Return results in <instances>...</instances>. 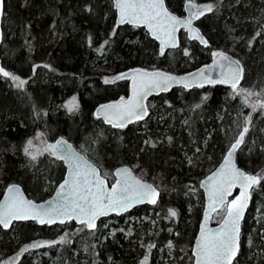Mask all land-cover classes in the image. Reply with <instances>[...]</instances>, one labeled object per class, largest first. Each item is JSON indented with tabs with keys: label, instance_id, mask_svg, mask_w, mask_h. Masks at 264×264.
I'll use <instances>...</instances> for the list:
<instances>
[{
	"label": "trees",
	"instance_id": "1",
	"mask_svg": "<svg viewBox=\"0 0 264 264\" xmlns=\"http://www.w3.org/2000/svg\"><path fill=\"white\" fill-rule=\"evenodd\" d=\"M111 1L5 0L2 63L7 71L26 79L27 83L20 89L10 78L0 74V199L3 188L17 183L29 198L40 202L52 196L64 179L65 165L49 153L30 162L23 152L27 140H33L41 132L48 143L65 137L82 153L78 143L85 140L93 148L97 161L106 168L128 165L142 179L144 174V180H154L151 183L155 186L158 182L174 190L167 194L168 191L164 193L159 189L161 198L156 206L143 205L125 215L103 218L97 228L110 219L125 222L127 216L148 215L150 210L167 203L178 212L177 227L183 230L176 240L192 248L203 211L193 205L187 190L196 189L199 200L202 199L200 203L205 205L200 181L221 162L238 138L245 126L242 114L249 113L252 117L245 143L254 137L256 145L248 156L242 147L237 161L248 173L264 170V112L259 109L252 112L238 96L234 97L230 87L220 84L192 90L177 88L155 96L148 101V108L153 114L161 112L159 118L153 121L149 117L124 129L109 127L102 120L94 119L93 114L100 104L129 95V81L105 83L106 76H118L132 68L184 74L210 63L209 53L217 50L229 53L243 64L245 74L240 88L264 86V0H239L238 3L237 0H191L196 4L213 5L214 10L198 18L196 23L206 35L209 46L190 41L181 32L180 48L163 55L158 43L144 28L116 27V12ZM166 1L171 11L184 15V0ZM257 32L259 36L255 35ZM98 54L108 57L106 65L98 61ZM183 63H189L190 68L186 69ZM34 64H38L35 73ZM73 94L77 97L78 110L62 109L64 100ZM188 103L194 108L183 107L190 120L183 125L175 108ZM197 104L200 107H196ZM172 111L171 116L162 120L164 113ZM142 125L145 133H138ZM145 137L156 146L144 144ZM204 142L205 169L198 172L187 166L185 157ZM255 189L264 195V180ZM255 201L254 194L248 212L254 209ZM189 205L193 207L191 215L187 214ZM188 219H194L193 226L187 224ZM78 228L74 222L66 226H39L30 221L17 222L9 229L0 226V264H10L6 260L13 255H17V260L20 258L15 264H26V252L22 249L35 241L57 240L65 234V242H68L62 243V251L57 248V252H51V262L64 264L69 260L70 264H83L81 259L69 257L72 248L78 249L79 241L77 236L70 238L67 232ZM141 228L148 225L135 226L134 230L142 232ZM242 229L245 234L249 229L246 218ZM262 235L264 225L256 226L254 238L261 243L257 249L264 256ZM106 237L109 239L104 244L86 246L96 264H109L112 259L119 264H135L133 259L144 252L132 244L137 238L135 235L126 240L108 234ZM244 244L245 235L234 264L243 262ZM188 257L191 263L185 260L177 264H193L191 249ZM245 264L264 262L253 256Z\"/></svg>",
	"mask_w": 264,
	"mask_h": 264
},
{
	"label": "snow or ice",
	"instance_id": "2",
	"mask_svg": "<svg viewBox=\"0 0 264 264\" xmlns=\"http://www.w3.org/2000/svg\"><path fill=\"white\" fill-rule=\"evenodd\" d=\"M115 8L119 11L120 23H132L146 25L156 39L161 41V55L165 48L176 46L175 33L179 27H188L193 32V38H199L198 30L191 29L192 19H198L206 12L214 10L213 5L208 4L200 10L191 0L188 8L192 10V16L188 19H179L165 7V0H115ZM5 0H0V17L4 16ZM91 11V9H89ZM259 36L260 33L255 34ZM3 34L0 33V42ZM202 39V38H201ZM207 43L206 41H202ZM107 43V41H105ZM188 53L185 52V55ZM214 63L202 68L198 74H193V82L203 86L204 83H221L230 85L235 96H243V103L252 112L257 109L264 112V89L253 90L240 88L243 79L244 68L239 60L230 58L225 52L213 53ZM227 62V63H224ZM38 67V66H37ZM45 67H48L45 65ZM218 73V79H212L211 73ZM208 73L209 75H205ZM0 74L15 82L17 88H23L26 80L6 71L0 66ZM198 75L199 79H196ZM135 77H139L137 80ZM125 78V74L115 77L113 80H105V83H113L117 79ZM133 79V94L131 99L121 100L115 104L102 106L97 115L103 113L108 123L113 127L124 128L129 123L144 120L149 116L148 105L144 103L146 97L153 92L167 91L172 83L185 84L188 78H177L160 71L136 70ZM251 97H256L255 103H249ZM167 103V102H165ZM75 97L68 102L69 111L78 110ZM196 107H200L199 104ZM252 123L251 115L245 117V126L238 138L231 145L223 165L219 171L208 177L206 182L210 212L225 209L226 199L232 189L239 186L240 195L231 202H227L226 215L219 229L210 230L206 227L208 218H205V227L201 230L200 239L195 250L194 264H233L240 254V223L243 219L244 209L250 199V189L264 180V170L256 174H248L239 169L234 163V154L245 144V137L249 133V125ZM43 132L38 133L35 139L43 145L37 147L33 140L29 139L23 152L30 158V162L37 161L45 152L59 160L66 161L70 167L68 176L59 185L56 199L47 206L37 205L26 200L16 185L7 188V197L0 204V226L9 228L14 221L36 220L41 224H61L72 219L77 220L89 230L96 229V220L100 216L111 212H126L133 206L141 203L156 204L160 192L153 184L144 182L141 178L133 175L132 169L124 167L116 170L112 175L115 177L111 187H108L107 173L101 174V170L75 152L71 145L64 139H58L55 143L47 144L41 140ZM171 137L168 138L171 141ZM155 147L151 141H145ZM199 151V149H197ZM191 162V161H190ZM172 217L177 215L173 209H169ZM122 231V230H121ZM66 235L61 236L59 243H64ZM264 241V235L261 236ZM57 243V242H51ZM252 245L251 238L247 241ZM42 244H32L22 251L26 252L29 247H42ZM48 246H51L49 244ZM155 245H149V249ZM169 248L173 245L168 244ZM141 264H145L141 261Z\"/></svg>",
	"mask_w": 264,
	"mask_h": 264
},
{
	"label": "rangeland",
	"instance_id": "3",
	"mask_svg": "<svg viewBox=\"0 0 264 264\" xmlns=\"http://www.w3.org/2000/svg\"><path fill=\"white\" fill-rule=\"evenodd\" d=\"M186 1H188V0H184V2H186ZM238 1L239 0H237V3H238ZM193 3H195V2H193ZM111 4H112V8H114L113 1H111ZM206 5H208V4H196V6L200 10H203L204 6H206ZM207 13H209V12H206L205 14H207ZM203 16H200L199 18H201ZM3 24H4V26L6 25L5 19L3 20ZM3 32H4V30H3ZM3 47H4V44H2L1 51H3ZM186 50L187 49L185 48L184 52ZM214 52L215 51L209 53L211 59L213 57ZM169 56L172 57L173 55L169 54ZM175 56L176 55H174L173 57H175ZM98 61H100L104 65H106V63L108 61V57H106L105 55L98 54ZM182 65L186 69L190 68L189 63H183ZM33 66H34L33 68H35V71H34V73H35L37 70L38 64H34ZM115 77L116 76H106L104 80H106V79L107 80H113ZM23 80H26V79H23ZM14 84H15V82H14ZM25 85L23 86V88H20V89H24ZM245 88H247V87H245ZM249 89L261 90V89H264V86L259 85V86L249 88ZM74 97L77 101L76 94L69 96L68 98H66L64 100L62 109L68 110V108H67L68 102L70 100H72ZM123 97H128V96H123ZM238 97L241 100V102L243 103V96H238ZM255 101H256V97H251L249 99V103H255ZM189 104L190 103H188L187 106H182V107H179L177 109L175 108L177 115H179L180 118L182 117L180 121H181V123H183V125L188 124L190 121L189 118H187V115L184 111L185 109L183 107L187 108L188 110H191L192 108H194V106L189 105ZM160 113L161 112H156L155 114H153L152 112H150L149 117L152 118L153 121H155V120H157V118H159ZM171 114H173V111H172V113L171 112L170 113H168V112L164 113L163 116L161 117V118H163L162 120H164L168 116H171ZM247 116H249V113L246 114V116H245V114H242V123H245V117H247ZM93 118L97 119L94 116V114H93ZM109 127H111V126H109ZM144 128H145V126L142 125L138 133H145ZM41 140L48 143V140H47V137L45 136V134L41 137ZM145 141H149L147 137H145V139H144V144H146ZM33 143L37 147H41V148L43 147V145H41L35 138L33 139ZM205 143L206 142L203 143L202 147H200V146L195 147L193 152H190L189 155H186V157H185L187 166L193 167V169H197L198 172H201L203 169H205V164L202 162L204 157H205V151H204ZM255 145H256V140L254 139V137H251L247 141V143H245L243 146V149H245V151H244L245 156H248V154L255 147ZM78 146L84 152L85 155L86 154L89 155L90 157H92V159L94 161L97 162V164H96L93 161V163H95L96 165L99 166V168L102 171V174L107 173L106 178L110 182H113L114 176L112 174L114 173V170L116 168L108 169L101 162L97 161V158H96V155H95L93 148L89 147V145H87L85 140L79 141ZM197 149H199V151H197ZM45 154H47V152H45L43 155H45ZM42 156H39L38 159H40ZM38 159H37V161H38ZM141 176L144 179H146L145 178L146 176L144 174H142ZM148 181L152 182L154 180H152V181L148 180ZM155 183H156V186L158 187V189H160L161 191L163 190L164 193H166V191H168L167 194H172L174 192V190L171 191V189L167 188V186L165 188V186H161L158 182H155ZM255 188H257V186ZM255 188L252 191V196L254 194L256 195V201L254 202V209L251 212H248L247 213L248 215L246 217V224L248 225L249 229L247 230L246 234L242 233V237L245 235L244 250H245L246 256L244 257V260H242L243 262H241V264H245L246 261L251 260L253 258V256L256 257L257 259H260L261 262H264V256H262L261 250L257 249V247L261 246V243H257L255 241V238H254L255 232H256V226L264 225V195ZM4 190H5V188H3V191ZM187 193L191 195V199L193 200V205L196 206L197 208H201V210L203 211L204 204H202V202L200 203V201L202 199L199 200L200 199L199 192L196 189H190V190H187ZM187 208H188L187 214L191 215L193 212V207L191 205H189ZM226 208H227V205H225V209H221L215 214V216L213 218V223H219L222 221V219L226 215V211H225ZM169 209L175 210L174 207H172L166 203V204L160 206L156 210H150L148 215L127 216L125 219V222L124 221L120 222V221H117L115 219H110L101 228L99 227L95 231H89L84 225H78L80 228L75 229V230L71 229V230H69V232H67L68 236L70 238H73V237L75 238L77 236L78 241H79L78 242L79 244L76 246L78 249H76L75 247L72 248L74 250L70 251L69 257L73 256L74 259L75 258L81 259L83 264H96V262L93 261L94 260L93 256H90L89 255L90 253L86 250V246L88 244H91V243H94L95 245L96 244H99V245L104 244L109 239V237L108 238L106 237L107 234L110 237L111 236L112 237L118 236L117 237L118 240L121 238L124 240L130 239L133 235H135V236H137V238H134L132 240V242H133L132 244L136 245L139 250L144 251L142 253V255L138 254V256L135 257V259H133L135 264H138L139 261L141 260V258L144 256H149L151 258V264H177L179 261L184 262L185 260L187 263H191L192 261H191V259H189L188 255H189L190 249L192 251L193 246H192V248H190L189 246H186L185 244H181L180 240H176L178 237L182 236L183 230H181L180 228L178 229V227H177L178 223H179L178 212L175 210L177 212V215L175 217H172L169 213ZM201 215H202V212H201ZM145 224L148 225V228H141L143 230L142 232L141 231L137 232V229L134 230L135 226L141 227L142 225H145ZM187 224H190L191 226H193L194 225V219H192V220L188 219ZM66 225L67 224H65V226ZM65 229H67V228H65ZM85 230H87V233L84 232ZM242 231H243V229H242ZM249 238H251V240H252L251 246H249L247 243ZM59 240H60V238L57 240H49V241H41V242L35 241V243H33V244H42L45 246L36 247V248L29 247V250L26 251V253H25L27 256L26 264H55L54 262H51V255H52L51 252L52 251L57 252V248H58V250L62 251L64 248L62 243H59ZM51 242H57V243H51ZM67 242H65V245ZM147 242H149V244H147ZM169 242L172 243V245H173L172 248L168 247ZM49 244H51V246H48ZM153 244L155 245V247H152L151 249H149V245H153ZM88 248H90V247H88ZM91 251H93V250L91 249ZM16 256L15 255L10 256L9 259L6 260V262L10 263V264H15L16 261L20 260V258L18 260L15 259ZM109 259H108V261H109ZM64 264H70V261L67 260ZM109 264H119V261L112 259V260H110Z\"/></svg>",
	"mask_w": 264,
	"mask_h": 264
},
{
	"label": "water",
	"instance_id": "4",
	"mask_svg": "<svg viewBox=\"0 0 264 264\" xmlns=\"http://www.w3.org/2000/svg\"><path fill=\"white\" fill-rule=\"evenodd\" d=\"M112 1H113L114 9H115V11H116V26H117V27H121V26H124V25H129V26H133V27L144 28V29L148 32V34L150 35V37L158 43V45H159V49H160V52H161V48H162L161 41L158 40V39H156V37L152 35V32L149 30V28H148L146 25H143V24H139V25H137V24H132V23H120L119 11H118V9L115 8V0H112ZM189 2H190V1L186 2L185 5H184V15H183V16H180L179 14H177V13L171 11V10L169 9V7H168V4H167V1H166V0H165V7L168 9V11H169L170 13H172L173 15H175L177 18H179V19H188L189 17L192 16V10H190V9L188 8V4H189ZM191 2H192V1H191ZM192 3H193V2H192ZM4 12H5V11H4ZM3 17H4V16H3ZM3 17H0V33L3 34L2 42H0V66H2V67L5 69V67L3 66V63H2V58H1V49H2V44H3V40H4V32H3ZM196 21H197V19H196V18H193V19H192V24L190 25V27H191V29H193V30H198L199 38H195V39H194V38H193V32H192V31H189V28H188V27H179L178 30H177L176 33H175L176 46H175V47H171V46H169V47L165 48L164 52H166V51H168V50H177V49H179V47H180V45H181V32H184V33L187 35V38H188L190 41H196V42H198V43H199L201 46H203V47H207V46H209V41L207 40L206 36L203 34V32L201 31V29L197 26ZM201 38H202V39H201ZM202 41H206L207 43H204V42H202ZM219 51H222V50H219ZM223 52H225V51H223ZM225 53H226L230 58L235 59V60H238V59L234 58L233 56H231L230 54H228L227 52H225ZM214 59H215V58H214V56H213V57H212V60H211L210 63L205 64V65H202V66H200V67L194 69L193 71L188 72V73H185V74H174V73H170V72H167V71H164V70H147V69H143V68H132V69H128V70L124 71L123 73H121V74H125V78H123V79H118V80H127V81H129V95H128V97H119V98H117L116 100H111V101H107V102H104V103L100 104V105L95 109L94 116H95L97 119H101V120H103L104 123H105L106 125H109V126H111L112 128H115V129H124V128H126V127L132 125V124H135V123H137V122L144 121V120H146V119L149 117V116H148V117H145L144 120H140V121H135V122H133V123H129V124H128L126 127H124V128H117V127H113L112 124H110V123L107 122V120L105 119V116H104L103 113H100L99 116L97 115V113L99 112V110L101 109L102 106L109 105V104H115V103H118V102L121 100V98H123L124 100H129V99H131L132 94H133V79H132V78L134 77V72H135L136 70H142V71H148V72L160 71V72H163V73H166V74H169V75L175 76V77H177L178 79H179V78H188V79L186 80V83L188 84L187 87H185V84H181V83H172L171 86L169 87V89H168L167 91L153 92L152 94L148 95V96L146 97L145 101H144V103H145L146 105H148V101H149L151 98H153V97H155V96H159V95H161V94L168 93V92H170V91H172V90H174V89H177V88L184 89V90H192V89H195V88H203V87H206V86L220 85L221 83H215V84H213V83H204L203 86H200L199 84L193 82V74H198L199 71H200L202 68H205V67H207V66H209V65H212V64L214 63ZM224 63H227V62H224ZM240 63H241V62H240ZM241 64H242V63H241ZM242 65H243V64H242ZM243 68H244V66H243ZM5 70H6V69H5ZM6 71H7V70H6ZM121 74H120V75H121ZM1 75H2V74H1ZM205 75H209V74H208V73H205ZM211 76H212V79H214V80H215V79H218V73H216V72L211 73ZM135 78H136L137 80H139V77H135ZM243 78H244V74H243ZM196 79H199L198 75L196 76ZM242 82H243V79L241 80L240 85L242 84ZM221 85H226V86L230 87V85H228V84H221ZM240 85H239V86H240ZM230 88H231V87H230ZM148 111H149V108H148ZM149 112H150V111H149ZM58 139H64V140H66V141L68 142V144L71 145L72 149H73L75 152H77V153H78L83 159L87 160L88 162H90L91 164H93V165H95L97 168H99L98 165H96L95 163H93V162H92L90 159H88V158H87L82 152H80V151L74 146V144H73L71 141L67 140V139L64 138V137H60V138H58ZM58 139H56L55 141L50 142V143H48V144L55 143ZM243 145H244V144L241 145V148H242ZM241 148H240V149H241ZM229 150H230V149H229ZM238 152H239V150L234 154V157H233V159H234V163L236 164V166H237L239 169H241L242 171H244V170L238 165V163H237V154H238ZM227 153H228V152H227ZM227 153L225 154V156H224L223 160L221 161V163H220V164H219L214 170H212V171H211V172H210V173H209V174H208V175H207V176L201 181V184H200L201 190H202L203 193H204V198H205V208H204L203 218H202V221H201V223H200V225H199L198 233H197V236H196V238H195L194 245H193V248H192V254H193V256H194V261H195V255H194V254H195L196 246H197V244H198V242H199V239H200V233H201V230L205 227V224H204L205 218H206V217L208 218V222H207L206 227H207L208 229H210V230H216V229H219L220 225H221L222 222H223V220H222V222L219 223V224H213V218H214V215H215V213L218 212L219 210L216 211V212H210V210H209L208 191H207V184H206V182H207L209 176H212L213 173H216V172L219 171L220 167H221V166L223 165V163H224V160H225V158H226ZM62 161H63V160H62ZM63 162H64V164H65V166H66L65 175H64V179H66L67 176H68V172H69V170H70V167H69V165H68V163H67L66 161H63ZM124 167H127V168L132 169V168H131L130 166H128V165H120V166H118V167L114 170V172H115L116 170H118V169H120V168H124ZM99 169H100V168H99ZM100 170H101V169H100ZM132 172H133V175H134V176H137L133 169H132ZM101 174H102V171H101ZM102 175H103V174H102ZM137 177L140 178L139 176H137ZM64 179L62 180L61 183H63ZM106 179H107V178H106ZM114 179H115V177H114ZM141 179H142V178H141ZM142 180H143L144 182H147V183L153 184V183H151V182H149V181H146V180H144V179H142ZM107 181H108V187H111L112 182H110L108 179H107ZM61 183H60V184H61ZM60 184H59V185H60ZM12 185H16V186L19 187V189H20V194H21L26 200L32 201L33 203H35V204H37V205H44V206H47L50 202H53V201L56 199V194H57V192L59 191V185H58V189H57V191H56L52 196L48 197L46 200H43V201L37 202V201H35V200H33V199H31V198L28 197V195L25 193V191H24V189L22 188L21 185H19V184H12ZM12 185H10V186H12ZM153 186L156 187L154 184H153ZM254 187H255V186H254ZM254 187H253L252 189H250V199H248V201H247V206H246V208L244 209L243 219L241 220V223H240V252H241V246H242V245H241V244H242L241 241H242V227H243V222H244V220H245V218H246V215H247L248 209H249L250 204H251V193H252V190L254 189ZM7 188H8V187H7ZM156 188H157V187H156ZM157 190L159 191L158 188H157ZM241 191H242V189H241L239 186L234 187V188L232 189L231 193L225 197V199H226V204H225V205H227V202H231L234 198L238 197V196L240 195ZM159 192H160V191H159ZM7 195H8V193H7V189H5L3 195H2V197H1V199H0V204H2V203L4 202V200H5V198L7 197ZM160 196H161V193H160L159 197L157 198V203H158L159 200H160ZM157 203H156V204H157ZM156 204H154V205H156ZM142 205H153V204L145 202V203H141V204H137V205L133 206L132 208H130V209H129L128 211H126V212L122 211V212H120L119 214L116 213V212H111V213H109L108 215L100 216V217L96 220V229H97V226H98V222H99V220H101V219H103V218H107V217L112 216V215L121 216V215L126 214V213L130 212L131 210H133V209H135V208H137V207H140V206H142ZM29 221H30V222H35V223L38 224L39 226H44V225L52 226V225H56V224H57V225H65V224L70 223V222H74V223L77 224V225H82V224H80V223H79L77 220H75V219H72V220H70V221H66V222L63 223V224H61L59 221H57L56 223L41 224V223H39V222L36 221V220H21V221H14V222L12 223V225L15 224V223H17V222H29ZM1 227H2V226H1ZM2 228H3V227H2ZM9 228H10V227H9ZM9 228H4V229H9ZM96 229H95V230H96ZM88 230H89V229H88ZM89 231H93V230H89ZM239 255H240V254H239ZM239 255L237 256V258H236V260L233 262V264L237 261ZM141 261H144L145 264H150V261H151V260H150L149 257H144V258L141 259ZM141 261L139 262V264H141ZM194 261H193V264H194Z\"/></svg>",
	"mask_w": 264,
	"mask_h": 264
},
{
	"label": "bare ground",
	"instance_id": "5",
	"mask_svg": "<svg viewBox=\"0 0 264 264\" xmlns=\"http://www.w3.org/2000/svg\"><path fill=\"white\" fill-rule=\"evenodd\" d=\"M185 3H186V2H185ZM185 3H184V5H185ZM114 10H115V9H114ZM115 12H116V11H115ZM197 20H198V19H197ZM115 22H116V21H115ZM196 23H197V21H196ZM116 27H117V26H116ZM201 31H202V30H201ZM202 32H203V31H202ZM147 33H148V32H147ZM203 34H204V33H203ZM204 35H205V34H204ZM205 36H206V35H205ZM180 46H181V45H180ZM179 48H180V47H179ZM168 51H172V50H168ZM217 51H219V50H217ZM217 51H215V52H217ZM166 52H167V51H166ZM234 58H235V57H234ZM240 62H241V61H240ZM122 73H123V72H122ZM120 74H121V73H120ZM120 74H119V75H120ZM244 74H245V69H244ZM119 75H118V76H119ZM116 77H117V76H116ZM117 80H118V79H117ZM243 80H244V78H243ZM97 107H98V106H97ZM97 107H96V108H97ZM94 112H95V111H94ZM149 115H150V112H149ZM147 119H148V118H147ZM147 119H146V120H147ZM102 121H103V120H102ZM144 121H145V120H144ZM103 122H104V121H103ZM141 122H143V121H141ZM132 125H133V124H132ZM108 126H109V125H108ZM59 138H60V137H59ZM64 138H65V137H64ZM245 138H246V137H245ZM57 139H58V138H57ZM67 140H68V139H67ZM54 141H55V140H54ZM50 142H53V141H50ZM50 142H49V143H50ZM234 142H235V141H234ZM234 142H233V143H234ZM233 143H232V144H233ZM232 144H231V145H232ZM243 146H244V145H243ZM243 146H242V147H243ZM230 147H231V146H230ZM230 147L228 148V150L226 151V153L229 151ZM240 150H241V149H240ZM240 150H239V151H240ZM226 153H225V154H226ZM224 156H225V155H224ZM237 156H238V154H237ZM55 158H56V157H55ZM223 158H224V157H223ZM223 158H222V160H223ZM58 160H59V159H58ZM222 160H221V161H222ZM60 161H62V160H60ZM62 162H63V161H62ZM220 163H221V162H220ZM220 163H219V164H220ZM237 163H238V161H237ZM63 164H64V162H63ZM219 164H218V165H219ZM64 165H65V164H64ZM218 165H217V166H218ZM238 165H239V163H238ZM217 166H216V167H217ZM239 166H240V165H239ZM216 167H215V168H216ZM240 167H241V166H240ZM65 168H66V166H65ZM215 168H214V169H215ZM241 168H242V167H241ZM214 169H213V170H214ZM242 169H243V168H242ZM243 170H244V169H243ZM244 171H245V170H244ZM245 172H246V171H245ZM246 173H248V172H246ZM248 174H251V173H248ZM205 177H206V176H205ZM205 177H204V178H205ZM204 178H202L201 181H202ZM146 181H147V180H146ZM201 181H200V184H201ZM13 184H17V183H13ZM11 185H12V184H11ZM19 185H20V184H19ZM9 186H10V185H9ZM9 186H7V187H9ZM7 187H6L5 189H7ZM22 188H23V187H22ZM200 188H201V187H200ZM159 191H160V190H159ZM25 193H26V192H25ZM160 193H161V191H160ZM28 197H29V196H28ZM160 198H161V196H160ZM251 199H252V193H251ZM159 201H160V200H159ZM158 203H159V202H158ZM158 203H157V204H158ZM157 204H156V205H157ZM156 205H149V206H156ZM250 205H251V204H250ZM142 206H143V205H142ZM204 208H205V205H204ZM249 208H250V207H249ZM133 210H134V209H133ZM248 210H249V209H248ZM131 211H132V210H131ZM128 213H129V212H128ZM128 213H126V214H128ZM203 213H204V209H203V212H202V216H201L200 223H201L202 218H203ZM216 213H217V212H216ZM216 213H215V214H216ZM247 213H248V212H247ZM123 215H125V214H123ZM112 216H113V215H112ZM116 216H117V215H116ZM214 216H215V215H214ZM246 216H247V215H246ZM109 217H110V216H109ZM107 218H108V217H107ZM223 219H224V218H223ZM223 219H222V220H223ZM99 221H100V220H99ZM221 222H222V221H221ZM221 222H219V223H221ZM200 223H199V225H200ZM219 223H213V224H219ZM97 227H98V226H97ZM94 231H95V230H94ZM196 236H197V235H196ZM241 243H242V241H241ZM192 255H193V254H192ZM144 257H149V256H144ZM144 257H142V258H144ZM142 258H141V259H142ZM149 258H150V257H149ZM193 258H194V256H193ZM150 260H151V258H150ZM140 261H141V260H140ZM140 261H139V262H140ZM193 261H194V260H193ZM138 264H139V263H138ZM150 264H151V261H150Z\"/></svg>",
	"mask_w": 264,
	"mask_h": 264
}]
</instances>
